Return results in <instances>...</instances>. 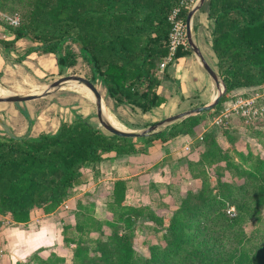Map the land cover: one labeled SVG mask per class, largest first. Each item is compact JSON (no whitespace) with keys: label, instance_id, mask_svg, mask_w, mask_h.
Returning a JSON list of instances; mask_svg holds the SVG:
<instances>
[{"label":"trees","instance_id":"16d2710c","mask_svg":"<svg viewBox=\"0 0 264 264\" xmlns=\"http://www.w3.org/2000/svg\"><path fill=\"white\" fill-rule=\"evenodd\" d=\"M180 1L1 0L0 11L17 15L20 24L8 27L11 39L0 38V54L7 61L16 43L26 40L31 46L10 65L49 55L65 70L80 59L89 69V81L99 83L115 106L148 114L166 103L159 91V65L170 56L169 16ZM202 10L211 23L210 48L226 95L264 89V0H205ZM187 15L181 11L184 23ZM190 55L178 48L172 60ZM168 66L163 74L170 81ZM224 101L223 97L220 103ZM21 114L29 131L31 122ZM199 118L186 119L144 139L166 144L188 136ZM205 142L202 162L224 164L239 185L215 176L217 190H213L204 179L165 226L150 210L126 205V181L115 180L109 205L112 221L90 220L62 228L64 246L73 247L71 264H264V234L247 236L242 228L264 207V157L232 149L235 161L222 151L215 135L207 136ZM138 152L143 153L133 139L109 135L77 114L71 122H62L54 134L37 138L0 135V216L26 224L34 211L50 215L79 183L83 169L98 166L111 153L128 157ZM227 203L234 207L233 217L225 214ZM139 219L162 232L144 256L135 249ZM94 233L97 238L92 237ZM37 264H65V258L53 253Z\"/></svg>","mask_w":264,"mask_h":264},{"label":"rangeland","instance_id":"374dc122","mask_svg":"<svg viewBox=\"0 0 264 264\" xmlns=\"http://www.w3.org/2000/svg\"><path fill=\"white\" fill-rule=\"evenodd\" d=\"M197 3L198 0H196L189 11H191ZM202 8L203 6L201 9ZM201 9L196 13H199ZM4 16L8 15L2 14V17H0V37L1 34L6 36L9 34V26L5 23ZM198 27L199 25L196 22L193 23L191 21V36L195 45L196 39L198 38ZM207 31H202L204 40H207ZM180 41L185 45V50L190 51L191 56L195 57L194 59L199 63L197 57L188 46L187 39L184 37L180 39ZM206 42H208L209 45V40ZM28 45L31 46L30 43ZM28 45L22 44L17 49L15 47V51L9 55L7 61H4L0 54L2 67L5 68L6 65L9 66V69H7L5 73L3 69L0 68V91L2 92L0 98L8 96H39L46 91H49V94L25 103L0 104V110L9 107L22 117L24 116L21 113H25L28 120L31 122V129L35 127L38 132L41 133L40 135L54 134L62 122H71L75 114L105 132L100 127L97 119L96 102L90 98L91 93L89 95L85 87L77 83H68L62 85L60 88L50 89V86L54 82L63 77L76 76L90 80V72L87 66L84 65L80 59H77L74 67L61 70L57 67L54 58L49 55L40 57L32 56L21 65H10L13 59H16L30 47ZM208 45L205 47L206 50ZM70 48L74 54H77V50L74 46ZM173 63L174 61L171 62V64ZM161 69L159 65V75L163 79V88L161 89L162 95L168 98L172 93L179 94L180 90L178 84L174 83L171 85L170 82L165 79L163 70L161 71ZM214 71L218 74L217 69ZM95 86L101 95L103 108L105 110V113L102 112V117L104 119L110 118V120L121 127L119 130L130 133H142L152 125L171 116L206 105L216 95L215 88L214 92H211L209 96L197 95L187 98L182 101V104L178 105L174 114L170 116L165 115L164 118L161 117L158 119L160 113L156 110L146 116L141 114L138 110L128 106H115L113 101L107 97L100 84L95 83ZM263 91L264 89L254 88L251 91L241 92L239 94L232 93L225 95V101L223 103H219L209 112L202 113L198 125L192 128L188 135L190 139L195 141L192 144V149L187 152H182V156H173L172 152L179 145L173 143L166 149L167 152L171 154L170 157L163 159L161 162H157L156 167L151 168L156 171V174L152 176L157 179V181L160 180V175L168 179V184L158 182V187L154 185L149 187L147 178L141 180L140 184L137 183L138 185L131 183L126 190V205L150 210L156 217L161 218L164 225L167 226L177 206L180 205L181 201L186 198L189 192L200 189L204 179L208 181L210 189L213 190H217L215 176L219 177L220 181H226V183L231 185H239L241 182L234 178V172L225 169L224 164L206 161L202 162L200 155L206 150L205 138L215 135L216 142L222 151L230 153L235 161L236 158L232 154V149L242 153H246L249 150L256 156L264 157ZM258 94L263 96L255 97ZM238 99H244L247 102L236 109L232 108L231 105L227 107L224 106L227 101L235 102ZM170 108L171 106L169 104L165 111ZM164 114L167 113L165 112ZM9 122L10 119L8 114L5 115L4 112L0 111V135H5L9 131L10 134H13L9 129ZM172 125L161 127L157 129L155 133L163 131ZM29 133L30 132H28L27 136L30 138H37L40 136L37 134L32 136ZM133 140L137 145V150L142 151L143 154L148 148H151L150 150L157 153L156 155L158 156L160 149L163 148V144L158 141L147 142L144 138ZM136 154L142 153L138 152ZM157 156L155 159H157ZM196 156V161L189 160L190 157L194 158ZM147 159V162L143 165V169H147L146 174L151 175L149 174L150 168L148 167L152 164L154 165V163L151 156ZM107 174V169L104 167L96 168L92 166L82 170L79 183L69 192L65 201L67 202V207L64 209L62 208L58 214L61 217L62 227H73L76 224L83 223L88 224L90 220L99 222L112 221L113 214L109 210V205L111 203L114 181L113 177L107 179ZM62 206L64 207L65 205H61V207ZM225 214L228 217H233L235 215L234 207L230 206L229 203L226 204ZM255 217L256 219H251L242 227L247 236L252 235L253 237H260L259 235L264 234V207L258 211V215ZM1 224H4L6 228L12 227L8 219H2L0 221V225ZM136 228L135 249L140 256H144L147 251V246L159 242L162 232L159 231L158 228H155L150 222L143 219H139ZM103 231L106 234L109 233L106 228H104ZM68 233H71V231H68ZM97 236V233H94L92 237L97 238ZM58 239V234L53 233L41 248L17 264H37L38 260L47 261L53 252L59 253L60 250H62L63 254L67 255L68 259L72 258L73 247H68L69 251H66L63 242L61 241L59 243ZM4 254H8V248L3 247V243L0 241V256ZM24 256L25 255H23V257Z\"/></svg>","mask_w":264,"mask_h":264},{"label":"crops","instance_id":"0c3cea01","mask_svg":"<svg viewBox=\"0 0 264 264\" xmlns=\"http://www.w3.org/2000/svg\"><path fill=\"white\" fill-rule=\"evenodd\" d=\"M2 12L0 11V17H2ZM198 14V15H197ZM192 22H196L198 27V38L196 39V46L198 47L199 51L201 52L202 56L204 57L205 61L209 65V67L214 71L216 69V60L214 58V55L211 51V44H210V32H211V23L206 19V14L202 10L199 13H196L193 18ZM207 31V40H209V45L207 40H204V35L202 31ZM2 39L9 40L11 39L10 34L3 35L1 34ZM28 45V41L26 40H20L16 43V49L20 45ZM208 45L207 50L205 47ZM30 46V45H28ZM48 56V55H47ZM193 56H187L185 58L179 59L177 61H174L173 64H169V66L166 69V73L170 78V84L173 85L174 83L178 84L179 87V94L172 93L168 98H166V104L161 106L160 108H155L151 112H154L155 110L160 113V119L161 117L164 118L166 116H170L174 114V112L177 110L178 105L182 104V101L186 100L187 98H191L197 95H207L209 96L211 92H214L215 85L213 81L210 79V77L205 73V71L202 69V67L199 65V63L194 59ZM0 68L3 69V72L5 73L7 69H9V66L6 65L5 68L2 67V64L0 62ZM174 69V72H173ZM215 72V71H214ZM216 73V72H215ZM161 77V76H160ZM162 79V77H161ZM163 84V79H162ZM177 87V88H178ZM162 85L159 89L161 93ZM253 89H242L237 90L233 92V94H239L241 92H247L251 91ZM162 94V93H161ZM181 100V101H180ZM235 102L233 101H227L224 106H232ZM0 104H6V103H0ZM171 106L170 109L167 111L166 108ZM1 112H4L5 115L8 114V117L10 119L9 122V129L12 131V133L16 136H24L27 135L28 132L32 136H35V134L40 135L41 133L38 132V130L35 127H32L31 131H28V122L27 120L22 117L20 114H17L13 109L11 108H4L0 110ZM150 112V113H151ZM167 114H164V113ZM148 113V114H150ZM148 116L147 114H144ZM8 129V131H9ZM10 133V131L8 132ZM195 141L190 139L189 136H179L170 142L163 144V148L160 149L159 155L157 156V153H154V151L150 150L151 148H148L144 154H133L128 157H116L113 153L109 154L107 156V160L100 163L96 168H106L107 169V179L110 177H113V181L115 180H125L127 187L130 186V184L134 183L135 185H138L141 183V180H145L147 178V183L149 182V187H152L154 185L155 187H158L159 183L162 184H168L166 177L163 178L159 175L160 180L157 181L153 176V174H156L155 170H152L151 168L156 167L157 162H161L163 159H166L170 157L171 154L167 152V147H170L173 143L179 144L178 147L172 152L173 156H182V152H187L188 150L192 149V144ZM147 148V147H146ZM191 152V151H190ZM151 156V159L154 163V165H150V171L147 175V169H143V165L147 162V158ZM197 155V153H196ZM157 156V159L155 157ZM198 156V155H197ZM197 156L194 158H189V160L196 161ZM193 157V154H192ZM149 170V169H148ZM153 175V176H152ZM138 183V184H137ZM67 202H64L62 205H65L64 207L60 206L54 213L50 215H44L41 211H34L30 215V221L26 224H16L12 221L10 216H0V221L2 219H8L11 223L12 227H5L4 224L0 225V241L3 243V247L8 248V254H4L0 256V264H17L20 263L21 260L23 261L24 258L29 256L30 254H33L36 252L39 248L42 247L47 241L50 235L53 233L58 234V242L60 243L62 241L61 232H62V221L59 214L60 210L63 208H66ZM58 243V244H59ZM62 249V248H61ZM65 250V249H64ZM66 251H69L68 248H66ZM57 256L65 258V264H71V259H68L66 254H63L62 250L60 252H53ZM23 255H25L23 257ZM22 257V258H20Z\"/></svg>","mask_w":264,"mask_h":264},{"label":"water","instance_id":"95a60500","mask_svg":"<svg viewBox=\"0 0 264 264\" xmlns=\"http://www.w3.org/2000/svg\"><path fill=\"white\" fill-rule=\"evenodd\" d=\"M205 0H198L197 5L188 12L186 17L185 26H186V39L188 46L190 47L192 53L197 57L200 66L205 71V73L210 77L213 81L215 88H216V95L214 98L207 103L206 105L197 107L195 109L189 110L187 112L171 116L155 125H152L147 130L143 131L142 133H130L124 132L119 129L114 128L106 119L102 117V98L96 86L93 85L89 80L83 79L81 77L76 76H69L63 77L58 81L54 82L50 89L60 88L62 85H66L68 83H77L85 87L95 98L96 102V113L97 119L99 121L100 127L107 132L109 135L118 136L121 138L126 139H138L144 138L156 132L157 129L165 126H169L178 122H182L186 119L195 118L200 116L202 113H206L214 109L221 101V99L226 95V87L220 77L209 67L207 62L205 61L204 57L202 56L201 52L199 51L198 47L193 43L192 36H191V21L193 16L198 12L201 7L204 5ZM49 94V91L42 93L39 96H28V97H20V96H8L5 98H0V103H7V104H17V103H25L32 100H36L38 98H42Z\"/></svg>","mask_w":264,"mask_h":264},{"label":"built area","instance_id":"2783aa9c","mask_svg":"<svg viewBox=\"0 0 264 264\" xmlns=\"http://www.w3.org/2000/svg\"><path fill=\"white\" fill-rule=\"evenodd\" d=\"M195 2L196 0H181L179 6L174 9L169 16V22L172 25V31L169 40L170 56L166 58L160 65V68H162L161 71L164 70L167 64H170L172 61H174L172 60V57L174 56L178 48H182L183 50H185V45L180 41V39L184 37L186 38V26L181 18V11L183 10L188 12L193 7ZM3 18L5 23L11 28H16L20 24V18L17 15L4 16ZM260 96L263 95L258 94L255 97ZM245 102L247 101H245L244 99H238L237 101H235L234 105H232V108H239Z\"/></svg>","mask_w":264,"mask_h":264},{"label":"bare ground","instance_id":"6f19581e","mask_svg":"<svg viewBox=\"0 0 264 264\" xmlns=\"http://www.w3.org/2000/svg\"><path fill=\"white\" fill-rule=\"evenodd\" d=\"M71 88V87H70ZM86 89V88H85ZM87 90V89H86ZM88 91V90H87ZM86 91V92H87ZM89 95H90V92L88 91L87 92ZM0 94H2V92L0 91ZM90 98L93 100V101H95L94 99V96H92V94L90 95ZM101 106H102V112L103 113H105V110H104V108H103V104H101ZM107 119V121L114 127V128H116V129H121V127L117 124V123H115L114 121H112V120H110V118L108 119V118H106Z\"/></svg>","mask_w":264,"mask_h":264}]
</instances>
